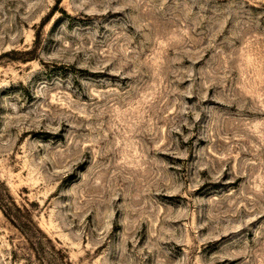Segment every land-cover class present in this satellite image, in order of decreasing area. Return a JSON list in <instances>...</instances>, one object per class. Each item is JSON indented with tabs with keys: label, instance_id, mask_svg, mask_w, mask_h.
<instances>
[{
	"label": "rangeland",
	"instance_id": "374dc122",
	"mask_svg": "<svg viewBox=\"0 0 264 264\" xmlns=\"http://www.w3.org/2000/svg\"><path fill=\"white\" fill-rule=\"evenodd\" d=\"M0 193V264H264V0H0Z\"/></svg>",
	"mask_w": 264,
	"mask_h": 264
},
{
	"label": "trees",
	"instance_id": "16d2710c",
	"mask_svg": "<svg viewBox=\"0 0 264 264\" xmlns=\"http://www.w3.org/2000/svg\"><path fill=\"white\" fill-rule=\"evenodd\" d=\"M0 206H1V208H2V210H3V212H4V214H5V216H7V218L9 219V220H11L12 222H14L15 223V218L14 217H16V216H14L15 214L12 212V206H14V208H16V210H18V208L19 207H16L15 206V204H13V202L12 201H8L7 199H6V195L5 194H1L0 193ZM34 228V227H33ZM36 228V227H35ZM37 229V232L39 233H41V231H40V229H38V228H36ZM36 231V230H35ZM34 231V234L36 233ZM34 237V236H33ZM37 237L35 236V238H33V239H35V240H37L36 239ZM35 243H36V241H35ZM34 244V243H33ZM37 244H40V241H37ZM37 248V247H36ZM49 264H51V263H49ZM62 264V263H61Z\"/></svg>",
	"mask_w": 264,
	"mask_h": 264
}]
</instances>
